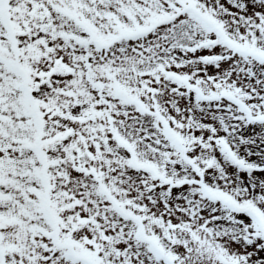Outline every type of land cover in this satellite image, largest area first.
<instances>
[{
	"label": "snow or ice",
	"instance_id": "obj_1",
	"mask_svg": "<svg viewBox=\"0 0 264 264\" xmlns=\"http://www.w3.org/2000/svg\"><path fill=\"white\" fill-rule=\"evenodd\" d=\"M0 264H264V0H0Z\"/></svg>",
	"mask_w": 264,
	"mask_h": 264
}]
</instances>
